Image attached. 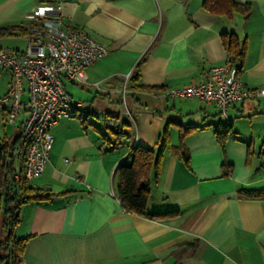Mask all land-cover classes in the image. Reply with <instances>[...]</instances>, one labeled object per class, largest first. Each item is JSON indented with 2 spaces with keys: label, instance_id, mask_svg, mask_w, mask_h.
I'll list each match as a JSON object with an SVG mask.
<instances>
[{
  "label": "crops",
  "instance_id": "1",
  "mask_svg": "<svg viewBox=\"0 0 264 264\" xmlns=\"http://www.w3.org/2000/svg\"><path fill=\"white\" fill-rule=\"evenodd\" d=\"M44 3L59 6L65 26L86 30L108 53L87 68L78 95L70 89L78 84L65 79L85 107L54 126L47 167L31 179L55 195L21 208L15 232L28 236L22 264H264V95L223 112L165 94L225 63L223 33L231 32L246 43L243 81L264 88V0H251L248 16L213 12L205 0H0V27L24 30L0 41L28 42L34 21L27 15ZM140 63V78L132 80ZM11 80L0 68V95ZM6 113L0 108V140L10 141L27 113L17 123ZM110 113L128 122V136L118 140L105 126ZM220 122L232 124L224 145L215 132ZM166 128L171 141L149 209L174 213L146 218L121 203L117 171L134 146H155Z\"/></svg>",
  "mask_w": 264,
  "mask_h": 264
},
{
  "label": "built area",
  "instance_id": "2",
  "mask_svg": "<svg viewBox=\"0 0 264 264\" xmlns=\"http://www.w3.org/2000/svg\"><path fill=\"white\" fill-rule=\"evenodd\" d=\"M27 18L34 23L29 28L26 50L0 49V68L9 70L12 76L10 88L0 95V108L6 109L11 123L27 113L21 141L14 150L16 179L43 174L54 145V126L85 107L68 93L65 79L87 84V68L108 53V47L86 30L65 26L55 4H41ZM126 90L125 84L123 102ZM165 94L199 98L226 112L231 104L263 96L264 88L247 86L238 68L226 61L212 66L190 85L169 88ZM103 120L109 129L123 128L117 113L104 114Z\"/></svg>",
  "mask_w": 264,
  "mask_h": 264
},
{
  "label": "trees",
  "instance_id": "3",
  "mask_svg": "<svg viewBox=\"0 0 264 264\" xmlns=\"http://www.w3.org/2000/svg\"><path fill=\"white\" fill-rule=\"evenodd\" d=\"M205 5L213 12H224L229 15L240 12L248 16L251 11V0L243 3L236 0H205ZM19 31L24 33L21 27L15 25L0 27V36L16 34ZM223 43L228 54L227 61L236 66L241 73L246 55L245 41L231 32L223 33ZM141 63L132 72V80H139ZM137 86L145 90L155 89L146 85ZM121 121L122 129H111L118 140L128 136L126 129L129 124L126 120L121 119ZM189 128L186 127L185 131L187 132ZM231 131L230 122L225 124L220 122L215 128L217 137L223 145ZM21 138L22 129L10 141L0 140V264H22V255L28 236L18 237L15 232L21 220L22 206L30 202L48 201L55 195L51 189L33 186L31 179L25 175H21L19 179L15 178L17 167L14 150ZM170 141V133L166 128L160 134L155 146H134L131 150L130 162L123 163L118 168L116 191L118 198L128 211L146 218H157L174 213H156L149 209L153 186L159 179L164 153ZM114 147L116 145H111L110 149Z\"/></svg>",
  "mask_w": 264,
  "mask_h": 264
},
{
  "label": "rangeland",
  "instance_id": "4",
  "mask_svg": "<svg viewBox=\"0 0 264 264\" xmlns=\"http://www.w3.org/2000/svg\"><path fill=\"white\" fill-rule=\"evenodd\" d=\"M27 44H28L27 40H25V39H18V38H8V39H2L0 41V45L1 46H4V47H9V46H11V47H17V48H19L21 50H25L26 47H27ZM83 85L84 84H81V85L78 84L76 87H73V85H70V89H71V91L76 96V95H78L80 93V91L77 90V89L79 87L83 86ZM80 90H81V88H80ZM77 92H78V94H77ZM91 119H93V117ZM97 121L99 122V125H101V126L103 125V120L99 119ZM9 129H12V126H9ZM9 131H11V130H9ZM17 163H18V161H17Z\"/></svg>",
  "mask_w": 264,
  "mask_h": 264
}]
</instances>
